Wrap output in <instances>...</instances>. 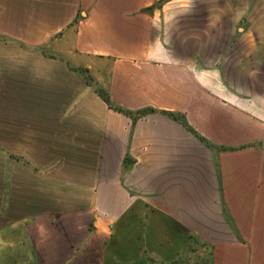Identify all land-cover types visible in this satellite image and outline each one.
<instances>
[{"label": "crops", "instance_id": "1", "mask_svg": "<svg viewBox=\"0 0 264 264\" xmlns=\"http://www.w3.org/2000/svg\"><path fill=\"white\" fill-rule=\"evenodd\" d=\"M0 264H264V0H0Z\"/></svg>", "mask_w": 264, "mask_h": 264}, {"label": "trees", "instance_id": "2", "mask_svg": "<svg viewBox=\"0 0 264 264\" xmlns=\"http://www.w3.org/2000/svg\"><path fill=\"white\" fill-rule=\"evenodd\" d=\"M103 97H104L105 101H106L108 104H111V103H110V100H109V97H107L106 95H103Z\"/></svg>", "mask_w": 264, "mask_h": 264}, {"label": "rangeland", "instance_id": "3", "mask_svg": "<svg viewBox=\"0 0 264 264\" xmlns=\"http://www.w3.org/2000/svg\"><path fill=\"white\" fill-rule=\"evenodd\" d=\"M195 260H196V262L197 261H199L200 260V256L199 255H195V258H194Z\"/></svg>", "mask_w": 264, "mask_h": 264}]
</instances>
